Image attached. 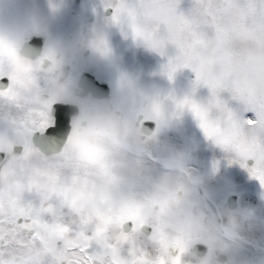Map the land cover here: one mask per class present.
<instances>
[{
  "label": "snow or ice",
  "instance_id": "snow-or-ice-1",
  "mask_svg": "<svg viewBox=\"0 0 264 264\" xmlns=\"http://www.w3.org/2000/svg\"><path fill=\"white\" fill-rule=\"evenodd\" d=\"M179 0H137L129 5L120 0L113 19L126 22L135 36L163 52L166 43L178 49L169 64V77L180 67H191L197 83L215 95L228 88L247 99L249 117L239 120L229 114L221 127L205 108L185 98L178 108L189 109L205 134L218 144L230 146L245 159L255 158L250 169L264 184V48L250 51L254 42L264 45V0H193L188 14L178 13ZM166 25L159 37L156 26ZM0 51L12 53L0 39ZM259 82L261 89L253 85ZM0 264H181L180 256L171 261L150 260L133 247L131 260L119 253L118 244L129 242L124 233L113 244L109 225L137 220L134 212L109 215L99 206L109 196L93 171L84 165L78 170L66 152L76 109L31 96H20L9 86L0 90ZM221 106L219 99L215 100ZM16 111L13 112L12 109ZM47 145L65 141L59 153L46 155L33 143ZM82 151L88 160L99 162L103 148L87 142ZM180 246V241L176 242ZM183 250L181 249V252Z\"/></svg>",
  "mask_w": 264,
  "mask_h": 264
},
{
  "label": "rangeland",
  "instance_id": "rangeland-1",
  "mask_svg": "<svg viewBox=\"0 0 264 264\" xmlns=\"http://www.w3.org/2000/svg\"><path fill=\"white\" fill-rule=\"evenodd\" d=\"M58 4L63 0H0V16L7 15L9 11L34 3L35 11L42 12L51 2ZM111 0H95L97 5L105 4ZM129 5H134L137 0H126ZM115 12L108 20L111 26V34L108 42V60L106 64V77L113 87L111 102L114 106L119 103L117 87L122 80H129L141 93L150 95L153 99L162 102L161 115L145 114L146 119L157 122L154 134L158 137V143L152 152L148 153L145 165L154 177L166 168L165 162L160 158L162 152L187 154L188 166L205 181L201 188V194L206 195L209 202L208 213L212 216L221 215L225 211H246L249 216L261 224L260 230L250 240L249 245L241 253L237 264H264V184L253 177L250 169L256 166L255 158L245 159L233 147L218 144L215 139L209 138L200 126V122L187 108H178V102L185 98L194 100L201 106L209 108V116L220 126L226 127L229 123V114L233 119H255L251 113H246V97L237 91L225 88L215 95L213 90L203 83H197L196 72L191 67L178 68L171 78L169 77V64L175 60L178 49L172 43H166L163 52L153 49L149 43L135 36L132 28L126 23H117L113 17L120 0H113ZM193 7V0H179L178 13L188 14ZM156 34L165 37L166 25L156 26ZM264 45L254 42L250 51L259 55ZM256 91L261 89L259 82L253 85ZM219 99L221 106L215 105ZM161 117L168 126L161 130ZM91 132L82 130V125L77 123L68 139L66 152L80 170L84 165L94 172L95 178L105 188V180L108 177V165L102 158L99 162L88 160L82 151V146L89 142L87 139ZM64 147V148H65ZM104 157V152H103ZM106 191V188H105ZM107 192V191H106ZM108 194V192H107ZM237 194L239 205L236 210L228 208V198ZM109 196V194H108ZM101 209L109 215H119L110 202H101ZM133 221V220H132ZM129 233H125L118 222L109 225L108 233L113 244H118L121 233L130 237L129 242L118 244L119 253L125 260H131L133 247L142 250L150 260H158L161 250L158 246L156 228L152 224V232L149 236L141 232L136 221ZM174 249H168L172 257H182L181 264L190 257H197L190 250V257H183L178 248L177 255H173ZM209 255V253H208ZM207 255V256H208ZM206 256V257H207ZM165 258V257H164ZM166 260V259H165Z\"/></svg>",
  "mask_w": 264,
  "mask_h": 264
},
{
  "label": "clouds",
  "instance_id": "clouds-1",
  "mask_svg": "<svg viewBox=\"0 0 264 264\" xmlns=\"http://www.w3.org/2000/svg\"><path fill=\"white\" fill-rule=\"evenodd\" d=\"M10 25H15L18 32L22 21L12 20L6 14L0 16V33H7ZM5 43L14 45L17 57L27 68L26 73L19 74L21 80L34 83L46 75L57 93L72 95L70 81L61 82L60 79L64 75V66L71 61L75 51L72 46H67L64 54L59 56L55 50L49 51L46 59L50 63L45 67L43 62L31 63L20 57L14 42ZM92 43L98 53L107 54L102 35H97ZM0 70L5 74L15 70L7 51H0ZM11 86L21 96L29 91L27 83L13 85L11 81ZM116 91L119 100L116 106L82 102L86 113L82 130L93 133L87 136L88 141L103 148V159L109 173L105 188L113 209L117 213L134 212L137 227L154 225L161 255L168 261L173 258L168 251L170 248L182 249L183 257H190V249L203 244L207 246L209 255L190 257L185 264H237L261 224L243 210L209 215L208 198L201 194L205 181L188 166L187 154L162 152L160 158L166 168L153 177L145 159L158 143V137L141 129L138 120L142 117L138 118L137 112L161 115L162 102L141 93L127 79L121 81ZM71 106L76 109L75 116H79L82 105L76 103ZM167 126L161 117V130ZM178 240L179 247L176 246ZM180 259L182 261V257Z\"/></svg>",
  "mask_w": 264,
  "mask_h": 264
},
{
  "label": "flooded vegetation",
  "instance_id": "flooded-vegetation-1",
  "mask_svg": "<svg viewBox=\"0 0 264 264\" xmlns=\"http://www.w3.org/2000/svg\"><path fill=\"white\" fill-rule=\"evenodd\" d=\"M53 2L47 4L42 12L35 11L37 4L34 3L9 11L7 16L12 20H21L22 28L17 32L16 26L10 25L7 33H0V39L14 42L20 57L31 63L43 62L45 67L50 63V60L46 59L49 51L55 50L59 56L64 54L67 46H72L75 51L71 61L64 66V75L60 78L61 82L70 81L72 95L57 93L52 80L46 75L40 76L34 83L21 80L19 74L26 73L27 68L17 57L15 47L11 43L8 45L14 54L8 52V55L15 70L7 74L0 70V90H6L11 86V81L13 85L27 83L29 91L23 96H31L36 91L41 100L54 97L56 102L61 104L80 103L82 109L80 115L73 118L74 127L77 123L82 125L86 119L82 102L113 105L111 102L113 87L105 72L108 52L105 55L98 53L92 42L97 35H102L108 49L111 34L108 20L115 12V5L113 0L101 5H97L95 0H63L58 4ZM106 89H110L109 98L105 97ZM12 90L17 93L14 86ZM0 99L9 103L7 97ZM2 103L0 101V104ZM12 111L15 112L16 109L13 108ZM137 116L142 117L138 120L142 129L146 120L145 115L139 113ZM36 140L40 141L34 138L33 143L39 148Z\"/></svg>",
  "mask_w": 264,
  "mask_h": 264
},
{
  "label": "water",
  "instance_id": "water-1",
  "mask_svg": "<svg viewBox=\"0 0 264 264\" xmlns=\"http://www.w3.org/2000/svg\"><path fill=\"white\" fill-rule=\"evenodd\" d=\"M106 96L107 98H109V89H106ZM155 126H156V122L153 120H147L143 123V131L147 134H153L154 130H155ZM65 141H58V142H53L50 144H43L42 142L36 140L35 143L36 145L41 149L42 152H45L46 155H52V154H56L61 152L63 145L65 144ZM238 196L236 194H233L231 196H229L228 198V206L230 209H235L238 206V201H237ZM133 222H126L123 225L124 231L126 233L130 232L132 229V224ZM142 232L145 233L146 235H150L152 228L148 225H144L141 228ZM192 250L195 251L198 255V257L202 258L205 257L207 252H208V248L207 246L203 245V244H196L192 247ZM177 253L174 252V254Z\"/></svg>",
  "mask_w": 264,
  "mask_h": 264
}]
</instances>
